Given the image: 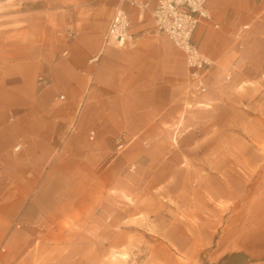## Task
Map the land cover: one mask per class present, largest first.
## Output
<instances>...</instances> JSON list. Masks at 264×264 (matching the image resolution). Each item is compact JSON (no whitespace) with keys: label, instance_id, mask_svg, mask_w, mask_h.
I'll return each mask as SVG.
<instances>
[{"label":"crops","instance_id":"0c3cea01","mask_svg":"<svg viewBox=\"0 0 264 264\" xmlns=\"http://www.w3.org/2000/svg\"><path fill=\"white\" fill-rule=\"evenodd\" d=\"M29 1L0 12V264H109L123 249L135 264H264L249 176L263 87L246 86L264 77V0L207 1L204 94L149 11L127 7L140 37L119 48L105 45L116 0Z\"/></svg>","mask_w":264,"mask_h":264},{"label":"built area","instance_id":"2783aa9c","mask_svg":"<svg viewBox=\"0 0 264 264\" xmlns=\"http://www.w3.org/2000/svg\"><path fill=\"white\" fill-rule=\"evenodd\" d=\"M116 1L117 6L105 36V45L119 48L129 44L134 45L140 35H132L129 32L130 21L127 7H134L140 12L149 11L154 19V32L165 35L183 53L192 90L199 94L206 93L208 85L205 77L213 66V61L201 53L193 41V34L201 22L211 19L207 9L208 0ZM77 35V31L72 28L66 30L68 39H73ZM98 59V56H94L88 62L93 65ZM87 77L92 79L91 74H87ZM37 83L40 87L49 85V81L42 76L38 77ZM122 146L123 144L118 141L117 148ZM19 147L20 145H17L16 148Z\"/></svg>","mask_w":264,"mask_h":264},{"label":"rangeland","instance_id":"374dc122","mask_svg":"<svg viewBox=\"0 0 264 264\" xmlns=\"http://www.w3.org/2000/svg\"><path fill=\"white\" fill-rule=\"evenodd\" d=\"M9 7L10 9H30L31 8V2L29 0H0V12L2 7ZM230 79V78H229ZM246 86H249L251 88L256 87H263L261 93L257 94V98H254V101L260 100V104L263 105V113H264V77H261L260 79H257V81L247 83ZM253 100V99H252ZM249 113H254L252 110H248ZM250 130L255 129L254 126H248L247 128L245 126H241L240 128H233V133H239L240 131L244 130ZM258 130L260 133V141L258 143H254V146H257L258 149L262 150L264 152V124L263 126H258ZM242 138H249L250 135L246 133H241ZM233 145L237 148H240L241 144L239 142L233 141ZM264 160V159H263ZM250 181L257 180L258 182L262 183V186L257 190L258 193L261 194V196H264V161L263 164L253 173L249 174ZM139 256H142L139 254ZM138 256V257H139ZM137 256L134 258V255L127 253L126 249H123L122 251L116 252V253H109L108 255H105V262L114 263V264H127L128 262H131V264H135V260L138 258ZM130 260V261H129Z\"/></svg>","mask_w":264,"mask_h":264}]
</instances>
